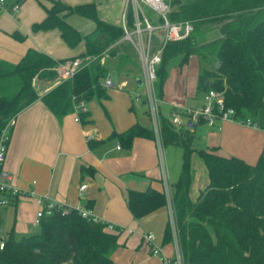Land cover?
<instances>
[{"label": "trees", "instance_id": "16d2710c", "mask_svg": "<svg viewBox=\"0 0 264 264\" xmlns=\"http://www.w3.org/2000/svg\"><path fill=\"white\" fill-rule=\"evenodd\" d=\"M44 10L45 16L31 24L32 31L57 29L70 48L83 40V50L75 56L54 59L28 48L16 62L0 59V130L9 118L36 99L33 77L55 75L54 67L68 59L93 57L71 78L60 80L41 96L51 113L62 117L72 112L74 101L108 97L101 83L108 67L101 58L106 50L115 53L114 47H108L123 36L122 25L99 18L94 1L70 4L51 0ZM72 14L92 21L93 29L82 34L68 22ZM126 16L132 25L131 8ZM169 18L190 20L194 30L163 45L154 81L156 95L162 97L165 64L170 58L180 55L182 64L193 53L199 54L201 61L206 54L214 53V61L219 64L213 69H200L197 89L221 91L226 107L264 129V0H172ZM210 22L220 23L221 36L196 45L195 23ZM11 36L19 41L25 38L18 31ZM79 116L83 118L85 112ZM159 116L161 145H175L182 150L179 174L171 184L169 199L174 230L168 218L161 242L171 243L174 233L185 264H264V154L249 163L235 155L218 154L214 147L196 148L191 126L177 127L169 117ZM136 137L153 140L155 134L151 127L135 123L121 132L113 130L101 141L89 140L88 145L92 148L96 143L115 139L121 148L129 149ZM194 152L205 166L207 182L192 194ZM126 203L133 218L139 219L166 206L168 201L164 191L148 186L143 190L127 189ZM38 226L37 233L18 238L12 226L0 249V264H113L112 255L120 246L118 227L108 229L102 220L86 219L77 207L55 204L50 214L40 218Z\"/></svg>", "mask_w": 264, "mask_h": 264}, {"label": "crops", "instance_id": "0c3cea01", "mask_svg": "<svg viewBox=\"0 0 264 264\" xmlns=\"http://www.w3.org/2000/svg\"><path fill=\"white\" fill-rule=\"evenodd\" d=\"M50 1L7 0L9 7L0 5V59L16 62L28 48L44 52L54 59L75 56L83 50L84 41L83 46L79 45L81 44L79 42L74 48H70L60 37L57 29L32 31L31 24L45 16L44 7L49 6ZM63 1L70 4L94 1L99 18L122 27L126 26L128 29L134 27V8L138 9L139 15L144 16L150 23L157 25L159 22L158 17L155 23L153 16L149 18L140 12L139 2H142L140 0L133 5L128 0ZM11 3L16 4L15 10L12 9ZM129 8L133 13L132 25L128 24L126 16ZM72 15L67 17L68 22ZM92 29L93 27L89 31ZM13 31H18L25 38L21 41L15 39L11 36ZM154 31H157L160 49L163 44L162 31L158 28ZM119 40L111 47H119ZM120 51L126 55L123 57L126 63L122 67L127 68L132 65L134 69L131 67L127 70L131 73L121 72L119 75L132 78L135 87L139 90L142 85L138 83V79H142L141 65L131 55L121 49ZM103 60L101 59L102 63ZM108 64L111 65L109 62ZM58 82L56 75H35L32 86L37 97L14 118L3 168L10 176V184L27 192L19 196L10 206L13 218L15 219L18 212L17 219L22 220L25 216L24 208L30 204L35 207L34 221L35 214L42 205L39 201L87 209L91 214L120 229L117 240L120 246L112 255L113 264H161L159 256L151 253V246H159L161 252L169 258L173 254L171 243L163 244L161 241L163 227L170 214L171 184L179 174V168L176 167L177 151L170 163L169 160L173 157L170 156L172 151L168 145L163 149L159 133L154 130L155 139L136 137L129 149L121 148L115 139L89 147V140L101 141L113 130L121 132L136 122L152 127V122L143 121L146 117L143 115L145 109L139 112L132 108L131 93L135 90L133 86L124 90L109 89L108 97L104 99L97 100L93 97L84 100L85 116L83 118L79 116V121L74 119L73 112L57 117L44 105L41 96ZM124 92H128V95ZM201 96L197 98L194 95L200 105L203 103ZM134 97L135 100L139 99L137 94ZM141 104L144 105L145 101H141ZM180 105L169 106L168 116L173 111L186 109L183 108V104ZM190 106L189 108H192V105ZM192 109L195 107L193 106ZM200 122L205 123L204 120ZM200 122H191L194 141L199 139L196 135V125ZM214 125L215 123L208 126ZM253 127L219 121L208 139L207 135L203 136L205 141L203 144L201 141L194 144L198 146H195L196 148L214 147V151L218 154L235 155L253 163L259 154H264V129ZM164 155L167 162L164 161ZM81 167H84V170H81ZM193 180L192 189H198L196 179ZM82 184H86V187L81 192L79 186ZM148 186L164 191L168 203L142 218L135 219L127 207L126 191L127 189L143 190ZM26 231H29V226ZM146 232L154 235L151 242L143 239V234ZM133 233L135 236L131 239L129 236ZM143 244L149 249L147 250Z\"/></svg>", "mask_w": 264, "mask_h": 264}, {"label": "rangeland", "instance_id": "374dc122", "mask_svg": "<svg viewBox=\"0 0 264 264\" xmlns=\"http://www.w3.org/2000/svg\"><path fill=\"white\" fill-rule=\"evenodd\" d=\"M97 3V2H96ZM170 3V10H171V4L172 0H169ZM179 7V6H173V8ZM139 8L141 9L140 12H143L147 17L151 18V16L154 17L155 23H157V14L156 12L150 7L142 2H139ZM70 24H72L74 27H76L81 33L87 32L90 30V28L93 27V24L90 20L87 18H84L79 15H72V18L70 19ZM194 23V22H193ZM91 26V27H90ZM195 41L196 45L212 41L214 39H217L221 36V31H220V23H215V22H210L206 24H199L197 25L195 23ZM124 34L119 40V47H114V54H109V51H105L102 54V58L104 59V63L108 64V62L111 64H108V71L107 75L101 80V83L105 78H111L113 84L111 86H105L106 91L111 89L115 91L116 89L118 90H124L128 88L129 86H133L135 88L134 91H132L131 95L133 96L132 98V103L134 110H139L142 111V109H145L144 111V120L146 123H151L153 119V112H152V105L150 101L148 100L147 92H146V87L145 85H141L139 90L135 87L133 83L132 78H126L123 75H119V73L123 72L124 74L131 73L128 72L127 70L132 67L129 66L127 68H123V64L126 63L124 60V54L120 51L123 50L124 52L128 53L131 55L132 58L137 60L139 64L141 65V60H140V47L137 43V37L136 35H132V39L134 41L131 42L129 40H125ZM157 31H154L151 39H150V46H149V54L155 53L160 46V41ZM83 46V40L81 41V44ZM203 52V49L201 50ZM208 55L203 61L200 60L199 54L193 53L191 54L188 59L183 62L182 64H179L180 61V55H177L173 58H170L167 63L165 64V70L167 73L166 79L163 83V92H162V97H158L156 95V90H155V108H156V119H157V128L159 130V124H160V114L164 116H168L169 112V106L171 107L172 105H180L183 104V108H189L192 105L195 108L200 106V103L197 102V100L194 98L199 97L203 94L204 89H197V82H198V73L200 72V69L205 68V69H213V66L217 60L214 61L215 54L214 53H208ZM134 69V67H132ZM142 71V70H141ZM119 75V76H118ZM128 95V92H124ZM108 94V92H107ZM137 94L139 97L138 100H135L134 95ZM203 96H201V99ZM141 101H145V104L142 105ZM203 99L201 100V102ZM182 106V105H180ZM156 115V114H155ZM171 115V113H170ZM180 119L184 120L186 122V116L181 113L180 114ZM203 121V120H199ZM219 121H230L232 123H239L248 127H253V125H247L245 123L240 122L239 120H216L214 126H208L203 122H200L199 124L196 125V135L199 137L194 142H200L203 144L205 142L203 140V136L207 135V139L210 137V134L212 131L215 130L216 126L218 125ZM138 123V122H136ZM255 127V126H254ZM253 127V128H254ZM153 130V124L151 127ZM201 139V140H200ZM196 147H198L196 144H194ZM167 146V145H166ZM165 146H163L164 149ZM169 149H171V154L170 156H173L171 158L170 163L173 161L175 151H177V163L176 167L177 169L180 167L181 163V147L175 146V145H168ZM164 152V151H163ZM169 159V158H168ZM164 161L167 162V159L164 155ZM5 163V162H4ZM191 166H192V173H193V179H196L197 187H202L205 185L206 180H207V175L205 172V166L202 162V160L199 158V156L194 152L191 155ZM194 182V180H193ZM197 188H194L192 190V194L195 193ZM12 209L11 207H6V208H0V228L4 234L8 233V230L13 226V234L14 237H21L25 236L31 233H37L39 231V226L33 221V216L35 212V207L27 204L24 208L25 211V216H23L22 220L17 219L18 217V212L16 213L15 219L13 218V212H11ZM169 220H170V214H169ZM29 226V231H26V228ZM133 236H135V233L130 235L129 237L132 239ZM173 241V237H172ZM171 241V242H172ZM144 247H146L145 244H143ZM171 250H172V255L171 257L174 256V247L172 244H170ZM147 250L149 249L146 247ZM136 251V250H135ZM161 254H163L161 252Z\"/></svg>", "mask_w": 264, "mask_h": 264}, {"label": "built area", "instance_id": "2783aa9c", "mask_svg": "<svg viewBox=\"0 0 264 264\" xmlns=\"http://www.w3.org/2000/svg\"><path fill=\"white\" fill-rule=\"evenodd\" d=\"M100 1V0H95ZM132 5L137 0H128ZM150 6L158 15L159 22L157 25H154L147 21L144 16L139 15L138 9L134 8L135 21L133 29H128L126 26H123L124 30V39L129 40L134 43L132 35H136L137 43L140 47L139 55L141 60L142 68V85L146 87V92L148 100L152 105L153 119L152 124L154 131L159 133L157 128V113L155 108V90H154V81L156 79V68L160 62V51L165 44V42L170 40H179L188 36L193 30V24L190 20H171L169 18L170 12V3L169 0H140ZM0 5L9 7L10 4H7V0H0ZM13 10L17 8L15 3H11ZM124 17V14L122 15ZM161 29L163 44L162 47L155 53L149 54V43L150 36L155 29ZM112 46V45H111ZM109 46L108 48H110ZM107 48V49H108ZM93 57L86 56L81 58L70 59L61 63H58L55 69V75L58 77L59 81L67 78H71L74 75V72L83 64H87ZM113 84L110 78H105L102 82L103 86H111ZM203 103L195 108H186L182 113L186 116V122L180 119V113L173 111L169 116L170 121L173 125L177 127L187 126L188 122H196L199 120H204L208 125H213L216 120H239L242 123L247 125L256 126L249 117H239L236 115L235 111L231 107H226L224 104V98L221 91H217L213 88H210L203 93ZM73 100H75L73 98ZM72 112L74 113V119L79 121V113L85 112L86 107L84 100L80 99L73 102ZM156 114V115H155ZM15 118V117H14ZM14 118H9L2 129L0 130V208H6L13 205L16 199L19 196L25 195L27 190L17 188L10 184V176L4 170V162L7 155V147L11 136V130L14 125ZM117 148L119 146L117 145ZM86 187V184L79 186V190H82ZM41 207L37 210L35 214L34 222L39 224V220L43 215L50 214L53 206L55 204L50 202L39 201ZM80 215L86 219L93 221H100L101 219L91 214L89 210L79 208ZM104 221V220H102ZM108 229H112L113 225L107 221H104ZM170 224L172 231L174 230V223L172 219V212L170 208ZM7 234H4L0 229V249L4 246L5 239ZM143 239L147 242H151L154 239V235L151 232H146L143 234ZM174 247V256L167 257L164 254H161V248L159 246H151V253L153 255H158L161 261V264H185L182 260L177 239L173 233V241L171 242Z\"/></svg>", "mask_w": 264, "mask_h": 264}, {"label": "water", "instance_id": "95a60500", "mask_svg": "<svg viewBox=\"0 0 264 264\" xmlns=\"http://www.w3.org/2000/svg\"><path fill=\"white\" fill-rule=\"evenodd\" d=\"M218 64H219L218 61H216L215 64H214V67H217ZM138 83H139V84L142 83V79H141V78L138 79ZM209 86H212V84H209ZM191 125H192V124H191L190 122L187 123V126H191ZM192 126H193V125H192Z\"/></svg>", "mask_w": 264, "mask_h": 264}]
</instances>
